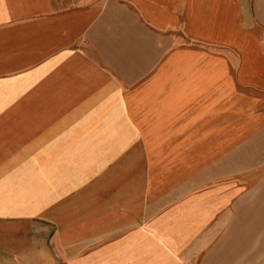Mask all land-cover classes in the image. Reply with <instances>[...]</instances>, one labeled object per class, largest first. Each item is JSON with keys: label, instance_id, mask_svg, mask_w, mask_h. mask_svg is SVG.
Segmentation results:
<instances>
[{"label": "crops", "instance_id": "obj_1", "mask_svg": "<svg viewBox=\"0 0 264 264\" xmlns=\"http://www.w3.org/2000/svg\"><path fill=\"white\" fill-rule=\"evenodd\" d=\"M0 264H264V0H0Z\"/></svg>", "mask_w": 264, "mask_h": 264}, {"label": "rangeland", "instance_id": "obj_2", "mask_svg": "<svg viewBox=\"0 0 264 264\" xmlns=\"http://www.w3.org/2000/svg\"><path fill=\"white\" fill-rule=\"evenodd\" d=\"M193 47L199 48V49L200 48H212V49H214L216 54H219V53H221L222 48H224L225 46L222 44H217V43L206 44V43L198 42L196 45H193Z\"/></svg>", "mask_w": 264, "mask_h": 264}]
</instances>
